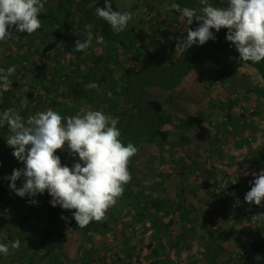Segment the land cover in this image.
I'll return each mask as SVG.
<instances>
[{"label": "rangeland", "instance_id": "obj_1", "mask_svg": "<svg viewBox=\"0 0 264 264\" xmlns=\"http://www.w3.org/2000/svg\"><path fill=\"white\" fill-rule=\"evenodd\" d=\"M100 1L47 0V7L58 15L59 21L63 20L65 14H71V22L77 24V32L74 34L76 43L77 40L82 41L86 31L94 28L93 17L89 13ZM182 1L186 2L185 6L189 8L200 7L199 0ZM174 4L176 0H142L141 3L136 0H112L114 10L133 14L128 28L119 34L137 37L136 43L139 46L147 47L156 55L151 59L152 62L141 64L126 62L123 57L121 58V62L123 61L121 70L123 66L136 67L134 74L123 84L131 95L139 100L138 110L130 106L127 116L122 114L118 116L115 113L111 114L109 105L100 106L97 103L86 106L83 98L74 101L69 97L60 96L55 89L60 76L67 73L68 69L75 72L76 68L70 65L71 49L65 42L61 43L59 50L43 57L42 51L51 39L50 37L42 39L46 35L44 32L46 25L42 24L39 29V31L42 29V32L35 33L29 40L19 42L10 37L3 42L0 68L6 70L9 66H15L16 71L9 77V83L0 87V114L12 109L26 120L29 115L40 111L47 109L57 111L58 102H65L77 110L73 115L87 110H101L107 115L118 117L120 139L125 144L131 142L138 148L137 154L128 164L132 177L128 188L145 195L153 190L156 199L168 201L165 208L169 211L164 217L166 221L171 222L169 224L173 227L171 234L175 237L179 232V226L187 227L184 237L182 239L175 237L172 246L183 250L184 258L189 260L193 255L208 250L203 245L202 236H208L204 225L208 223L210 227L211 220L216 222L210 229H214L217 234L229 236L238 234L250 225L253 237L248 238L245 243L247 246L255 239L264 241V221L256 217L264 213V207L246 202L244 199L251 188L250 182L255 179L253 174L259 173L264 166L257 162L260 169L256 167L251 146L244 143L248 130L239 129L242 113L236 111L234 107H224L223 92L226 79L222 78L221 69L223 66L226 67L224 74L228 75V83L235 82L237 62L235 57L226 58L222 53L227 29L222 28L217 32L215 40H209L204 45H193L186 51L176 53L177 41L174 38L185 37L189 25L185 19L177 21L172 16ZM100 5L103 7L104 2L101 1ZM135 6L138 8L134 9ZM226 6L227 0H223L222 7ZM105 23L107 29L113 33L110 25ZM196 24L198 26L199 22L196 21ZM213 31L215 32L214 29ZM226 42L225 46L235 53V47L228 44L227 40ZM43 66L45 81L40 82L39 76L43 73L41 70ZM81 71L86 72L87 67L83 66ZM77 79L82 81V77ZM60 89L63 92L65 87L61 86ZM33 91V96L30 97L29 93ZM122 99L124 101L127 97L124 96ZM149 99L162 103L166 113L175 121L190 115L204 117L211 130V138L206 142H200L195 139L191 130L184 131L182 137L179 133L176 134V130L179 132L180 129H174L173 125H163L162 130L172 132L173 137L166 143L159 138L150 140L153 123L148 121L146 100ZM126 106L129 107L128 104ZM61 115L64 116L63 112ZM176 139L179 143H175ZM12 153L13 149L8 146L7 140L0 141V170L9 175L18 168L14 161L17 158ZM56 154L61 156L62 164L69 167L76 162L66 150L58 149ZM209 170L214 172L211 177L208 176ZM208 177L212 187L205 190L202 184ZM120 199L121 196L117 198L120 202L112 206V210L115 208L116 211L110 212L114 229L109 235L116 236V249L123 253L124 248L122 243L118 245V237L130 234L132 237L126 247L133 250L131 264H149L155 259V251H151L147 245L150 237L143 238L141 233H138L139 225L134 221V214L129 208H123L118 213L119 207L124 204ZM145 199L149 200L147 196L143 197V200ZM206 212H209V215ZM26 229L34 231V223L29 222ZM167 234L170 237L171 234ZM168 235L165 240L168 239ZM17 238L22 241L16 227L0 233V243L10 244ZM102 240L105 242L104 250L103 252L99 250L97 254L99 256L106 254L108 257L106 249L109 244L106 239ZM212 248L216 247L212 245ZM12 251L15 250L10 249V252ZM226 255L227 264H240L238 258L241 255L240 251L238 254L227 252ZM0 256V264H4L6 256Z\"/></svg>", "mask_w": 264, "mask_h": 264}, {"label": "trees", "instance_id": "obj_2", "mask_svg": "<svg viewBox=\"0 0 264 264\" xmlns=\"http://www.w3.org/2000/svg\"><path fill=\"white\" fill-rule=\"evenodd\" d=\"M101 1L104 2V0ZM136 1L138 3L142 2V0ZM100 2L95 5V9L101 7ZM211 2L217 7H222L223 5V0H211ZM185 3L182 0H176V4H179L181 8L187 7ZM137 8V6L134 7V9ZM45 9L40 16L41 25H46V31H44L46 35L42 39L50 37L51 40L42 51L43 57L59 50L61 43L65 42L66 46L71 49V51L69 50L71 54L70 65L76 68L75 72H70L71 69H68L67 73L60 76L59 84L55 87L58 94L65 98L69 97L74 101L83 98L86 106L96 105L97 103L100 106L102 104L109 105L111 114L115 113L118 116L121 114L127 116V110L130 109V106L134 110H138L139 100L136 96H132L123 84L124 81L134 74L136 67L125 68L123 66L121 70L120 68L123 64L121 58L123 57L126 62L132 61L141 64L143 62H152L151 59L156 55L147 47L139 46L136 43L137 37H126L115 32L111 33L107 29L106 21L96 16L95 9L89 13L93 17L94 28L84 33V36L91 34L93 40L88 49L83 52H77L73 48L75 47L76 37L74 34L77 32V24L71 22V14H65L63 20L59 21L58 15L47 7V0ZM172 16L177 21L180 19L186 20L175 8ZM196 27L197 24L194 20L193 24L189 25V28L194 30ZM39 32H42V29L37 31V33ZM34 35L13 31L11 37H14L19 42H24L34 37ZM51 35L53 36L52 38ZM84 36L82 41L85 39ZM3 42L0 41V55ZM83 66L87 67L86 72L81 71ZM256 67L264 76V66L259 64ZM41 70H43V73H40V82H44V66L41 67ZM223 71L225 70L223 69ZM118 76L120 77L118 78ZM79 77H82V81L77 79ZM90 82H96L99 85V90L86 89L85 85ZM61 86L65 87L63 92L60 89ZM59 90L61 93H59ZM33 93L34 91L30 92L29 96H33ZM124 96L127 99L123 101L122 97ZM146 101L148 121L153 123L150 140L159 138L160 141L166 143L170 140V137H173L171 135L172 132L162 130L163 125H173L174 129H180L179 132L176 130V134L179 133L182 137L184 131L188 132L191 130L195 139L200 142H206L211 138V130L204 117L190 115L185 119L175 121L172 116L166 113L162 103L152 99ZM234 105L235 102L233 101L231 106L234 107ZM56 110L60 114L63 112L64 116H72L77 111L75 108L69 107L65 102H58ZM10 135L11 133L6 124L0 126V141L3 139L7 140ZM175 143H179L177 139ZM14 161L18 167L17 169L23 167L22 162L18 161V159ZM211 171H208L209 177L214 175V172ZM7 176H9L8 173L0 170V233L6 232L11 227H16L19 229L22 241L19 249L5 255L4 264H101L106 260L117 261V264H131L132 250L124 249L123 253H121L120 250L116 249L115 245L113 247L109 245V250L106 249V252L116 251L124 256L122 259L120 257L115 258L114 255L106 257V254L104 256H99L98 254L97 257H94L92 248L88 250L86 247L87 244H94V236L96 234L105 235L113 230L110 212L116 211L115 208L112 210L111 206L102 220L92 221L87 226L80 227L72 216V212L75 210H64L59 206L53 207L50 204L52 197L47 191L44 194H38L35 197L38 203L32 204L28 197L22 198L10 189V181L6 179ZM209 177L202 184V188L205 190L212 187ZM21 185L22 180H18L17 186L20 187ZM128 185L130 186L129 182L124 185L120 200L125 206L130 207V211L133 212L136 223L139 225L138 231L143 232L145 229L153 231L151 235L153 240L148 247L153 249V251L155 249L159 251L158 258H155L149 264H227V255L225 253L238 254L239 251L241 252V255L238 256L240 264H264V241L255 239L248 246L245 245L248 238L253 237L250 225L236 235H222L214 232V229H210L212 225H215L216 220L210 221V227H208V223L204 225L207 228L208 236L203 235L202 240L204 247L208 250L205 253L203 251L194 255L191 260L184 263L182 261L183 250L174 248L173 251H166L159 238L162 228L167 227L163 217L167 215L164 209L168 201L162 202L156 199L153 190L145 195L134 192L128 188ZM144 196H147L149 200H143ZM191 206L192 204H190ZM206 213L209 215V212ZM62 216L66 219H62ZM29 222L35 225V229L32 232L26 229ZM185 227L179 226V232L175 235L177 239L184 237L183 234L187 228ZM212 245L216 248H212Z\"/></svg>", "mask_w": 264, "mask_h": 264}, {"label": "clouds", "instance_id": "obj_3", "mask_svg": "<svg viewBox=\"0 0 264 264\" xmlns=\"http://www.w3.org/2000/svg\"><path fill=\"white\" fill-rule=\"evenodd\" d=\"M45 3L46 0H0V41L10 38L13 31L37 33ZM199 4L198 9L173 5L186 18L187 25H192L194 20L199 22L194 30L187 29L185 37L174 38L176 53L215 40L216 33L226 28V40L238 51L240 60L264 61V0H227L226 7L214 6L211 0H199ZM95 14L117 34L128 28L133 16L131 12L114 10L112 0H104V7L97 8ZM84 37L83 41H76L75 51L89 48L93 37L91 34ZM15 71V66L0 68V87L9 83ZM85 88L99 90V85L90 82ZM5 124L11 133L8 146L23 164L6 177L10 189L22 198L28 197L32 204L38 203L35 199L38 194L47 191L53 207L75 210L72 216L80 227L102 220L132 178L128 164L138 148L120 139L118 117L101 110L62 116L47 109L25 120L8 109L0 114V126ZM58 149L68 151L76 162L71 167L62 164L61 156L56 154ZM253 175L255 179L250 182L251 188L244 199L264 207V169ZM18 180H22L20 187ZM256 217L264 221V213ZM20 246L19 238L10 244L0 243V255H7L10 249L17 250Z\"/></svg>", "mask_w": 264, "mask_h": 264}, {"label": "crops", "instance_id": "obj_4", "mask_svg": "<svg viewBox=\"0 0 264 264\" xmlns=\"http://www.w3.org/2000/svg\"><path fill=\"white\" fill-rule=\"evenodd\" d=\"M226 33L227 31L225 32V35ZM225 44H227L226 39H225L224 46L222 48L223 54L225 55L226 58L235 57L237 62H236V67H235V82L228 83V75L227 73L224 74L226 72V67L223 66L221 69L222 70L221 76L223 79H226L225 89L223 92L224 104H225L224 107L229 106L232 108L233 106H231V103L233 101L235 102L234 108H236V111H240L242 113L241 125L239 126L240 127L239 129L240 131L241 130L243 131L245 129L248 130V132H246V135H245L247 137L244 143H247L248 145L251 146V150L253 152L252 157H254L255 163L257 164L258 162L261 166L262 165L264 166V76H262V74L256 67V65H259V64L264 66V61H261L259 63H254L250 61L240 60L238 51L236 50L235 53L230 51L225 46ZM228 44H231V42L228 41ZM225 51L227 53H225ZM223 69L225 70V72L223 71ZM245 113L247 114L245 115ZM256 167L260 169L258 167V164L256 165ZM161 201L165 202V200H161ZM119 202L120 201H117V204ZM126 207L127 206H125V204H123V206H120L119 207L120 211H118V213H120L123 210V208H126ZM127 208H129V211H130V207H127ZM168 211H169L168 208L164 209V212L166 214H168ZM133 218H134V221H136L134 216ZM163 218H164V222L166 223L167 227L162 228L161 235L159 238L161 240V243L165 246L166 251H173L174 247L172 246V244L174 243V239H175L174 235H172L173 227L169 226V224L171 223L170 220L166 221L165 217ZM109 233L105 235L96 234L94 236V240H95L94 244H91V243L87 244L86 247L88 250L89 249L91 250L92 248L94 257H97L98 255L97 252L99 250L103 252L105 244L103 242L104 240L102 239L103 238L106 239ZM138 233H141V236L143 238L150 237L149 239L150 241L149 243H147V245H149L152 242L153 237H151V235L153 234V231H150V230L148 231V229H145L143 232L138 231ZM167 233H170V234L172 233V234L169 237ZM129 235L130 234L126 235V237L124 236L120 238L118 237V245L122 243V247L125 250H128L126 249V246L128 245V241L131 240V237H132ZM167 235H168V239H167L168 241L165 240ZM150 250L153 251V249L151 248ZM154 251H155V258L157 259L159 256V251L158 249H155ZM226 254L227 253H225V255ZM184 257L185 256L183 252L182 261L184 263H187V261L191 260V259L186 260ZM101 264H115V263L109 260H106L102 262Z\"/></svg>", "mask_w": 264, "mask_h": 264}, {"label": "built area", "instance_id": "obj_5", "mask_svg": "<svg viewBox=\"0 0 264 264\" xmlns=\"http://www.w3.org/2000/svg\"><path fill=\"white\" fill-rule=\"evenodd\" d=\"M115 241H116V238H115V236L114 235H108L107 237H106V242H107V244H109L111 247H113L114 245H115ZM107 255H108V257H110V256H112V255H114L115 256V258H118V257H120V258H122L123 259V255H120L118 252H108L107 253Z\"/></svg>", "mask_w": 264, "mask_h": 264}]
</instances>
